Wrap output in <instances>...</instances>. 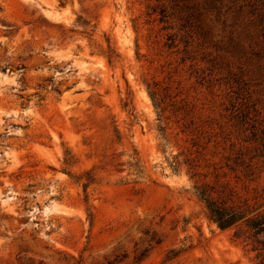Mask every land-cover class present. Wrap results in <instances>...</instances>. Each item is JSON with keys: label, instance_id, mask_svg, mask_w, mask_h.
<instances>
[{"label": "rangeland", "instance_id": "1", "mask_svg": "<svg viewBox=\"0 0 264 264\" xmlns=\"http://www.w3.org/2000/svg\"><path fill=\"white\" fill-rule=\"evenodd\" d=\"M253 218L264 0H0V264H264Z\"/></svg>", "mask_w": 264, "mask_h": 264}, {"label": "trees", "instance_id": "2", "mask_svg": "<svg viewBox=\"0 0 264 264\" xmlns=\"http://www.w3.org/2000/svg\"><path fill=\"white\" fill-rule=\"evenodd\" d=\"M208 191L207 188L202 187L200 190V197L206 203L210 218L214 220L219 227L225 228L232 226L243 217V211L235 207L226 206L222 201L215 199ZM249 226L254 231L255 236L264 232V222L259 218L251 219Z\"/></svg>", "mask_w": 264, "mask_h": 264}]
</instances>
